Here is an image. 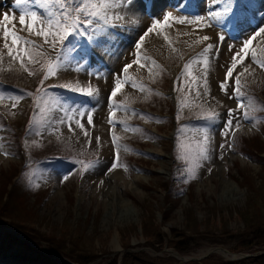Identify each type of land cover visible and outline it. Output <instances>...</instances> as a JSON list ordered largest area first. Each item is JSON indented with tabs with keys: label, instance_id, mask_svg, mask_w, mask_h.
Masks as SVG:
<instances>
[{
	"label": "rangeland",
	"instance_id": "obj_1",
	"mask_svg": "<svg viewBox=\"0 0 264 264\" xmlns=\"http://www.w3.org/2000/svg\"><path fill=\"white\" fill-rule=\"evenodd\" d=\"M15 1L0 6V14L12 10L0 21V244L17 238L57 264H237L241 253L264 254V0L149 9L145 14L159 21L174 14L197 18L208 4L218 22L207 20L221 35L197 48L168 38L162 49L143 52L142 38L134 43L133 37L132 48L125 45L111 63L99 56L97 63L85 37L60 41L72 23L71 16L61 23L60 14L72 12L74 0ZM132 1L90 0L104 18L94 27L104 35L111 6ZM194 24L174 20L159 33ZM41 26L47 38L36 34ZM5 31H14L17 43ZM64 65L84 73L64 75ZM50 67L58 68L54 75ZM117 79L123 87L112 98ZM228 119L232 130L225 136Z\"/></svg>",
	"mask_w": 264,
	"mask_h": 264
},
{
	"label": "bare ground",
	"instance_id": "obj_2",
	"mask_svg": "<svg viewBox=\"0 0 264 264\" xmlns=\"http://www.w3.org/2000/svg\"><path fill=\"white\" fill-rule=\"evenodd\" d=\"M193 1V2H192ZM200 1V0H199ZM171 2L172 4H180L183 5L185 3V0H154L152 3V9L154 11H159L163 9V7L166 4H169ZM15 0H0V6L1 7H8L12 6V4H15ZM185 6H198L195 3V0H191L190 3H185ZM148 1L140 0V2H137V0H134L130 3V6L123 5L122 3L119 4H113L108 11L104 26H108L109 28L115 24L116 27H111L109 31H105L104 35L102 34L104 28H101L102 31L98 32L96 35V39L100 40L101 43L98 46L93 45L92 49L96 51L98 55H96V62L98 63L97 58L102 57L106 63L113 62L114 58H118L119 52L122 49H125L127 46V50H130L131 45L127 43L128 39L129 41L132 40V38H135V42L140 38H142V42L139 44L140 48L139 51H154L157 49H162L164 46V43L166 42L168 38H178L182 40L185 44L186 42L191 43L194 45V48H197L201 44H207L210 43L213 39L218 37V34L221 35L220 30L218 28H215L207 19L208 16L212 14L210 12L209 8L206 6H203V10L206 12L205 14L199 16V17H189V16H181L174 14V18L169 17V19H163L160 21V24L153 28V25L157 21V19L152 18L150 19L148 15H146ZM204 5V3H203ZM3 11L0 14V21L5 16H10L11 9H2ZM217 14V13H213ZM215 16V15H214ZM216 17V16H215ZM237 18V17H235ZM191 21L195 23L192 27L189 28H179V30H176L174 33H170V31L159 33L160 28L165 25V23H169L171 21ZM238 20V18H237ZM218 22V21H216ZM152 25V27H149L145 34H142V29L145 25ZM100 27V26H98ZM151 29V30H150ZM202 29H206L207 31H203ZM177 35L173 37L174 35ZM137 36V37H136ZM204 37H209V39H204ZM132 42V43H133ZM3 44H5L4 39H0V54L2 55L3 51ZM126 45V46H125ZM187 45V44H186ZM138 46V45H137ZM191 47V46H190ZM192 48V47H191ZM99 56V57H98ZM61 72L64 73V75H70L75 72L77 76L80 74H83L84 71L82 69H77L76 65L71 66L69 68L67 65L61 67ZM104 74V71L101 72ZM217 251V250H216ZM226 257L233 256L232 253L227 252L225 253Z\"/></svg>",
	"mask_w": 264,
	"mask_h": 264
},
{
	"label": "snow or ice",
	"instance_id": "obj_3",
	"mask_svg": "<svg viewBox=\"0 0 264 264\" xmlns=\"http://www.w3.org/2000/svg\"><path fill=\"white\" fill-rule=\"evenodd\" d=\"M17 2L19 3V0H17ZM74 3L76 5V7L72 10V12H69L66 8L63 12H61V16L63 17V20L61 21V23H64L67 21V19L71 16L72 17V23L70 25H67L65 28H64V35L60 37V41L63 42V41H66L68 40V37L69 36H82V37H85L86 38V43L87 42H92V43H88V47L89 49H91L93 47V45L95 46H98L101 41L98 40V39H95L94 36L88 31L89 29H92V31L94 32H100L102 31L101 28L99 27H94V22H98V21H102L104 18L102 16H100L99 12L95 11L94 9L97 7V5L95 4H92L91 7H89V3H90V0H74ZM226 11L227 12H231L232 11V8L231 6L229 5L227 8H226ZM74 13V15H73ZM81 13H83V19H81ZM171 14H169L170 16ZM5 20L8 19V16H5L4 17ZM38 17L36 15L35 12L32 13V16H31V20H32V28H35L36 27V21H37ZM19 23L22 25V26H27V21H26V18L24 15H21L20 18H19ZM160 24V21L157 20L155 22V24L153 25V28H155L156 26H158ZM117 25L113 24L111 27H116ZM49 27H52L51 24H49ZM59 27V26H57ZM42 28L43 26H41V30L36 32L37 35H45V37L47 38V33H44L42 31ZM151 30V29H150ZM260 32L261 33H264V28L260 29ZM5 37H8L9 35L12 36L13 38V43H17V34L13 31L11 33L5 31L4 33ZM53 35H58V32L53 34ZM204 39H209V37H204ZM251 41L248 42V44H250ZM248 44H245L244 45V57L246 58L247 56V50H248ZM209 48L212 47V45H209L208 46ZM80 48L79 46H77V49L76 51L79 52ZM25 52H27V49H25ZM90 55V52L89 53H83L82 54V59L84 62L87 61L88 57ZM235 57H241V53H236L235 54ZM31 58V57H29ZM58 60V63L60 61V58L58 57L57 58ZM242 62V61H241ZM131 65H127L125 66L124 68V72L127 71V68L130 67ZM237 67V64L236 63H233L231 68L228 69V71L226 72V79L224 81L221 82V89L223 91H227L228 88H227V84H228V81L231 80L233 78V72L235 70V68ZM262 67H264V65H262ZM188 68V65H185V69ZM58 70L57 67H50L49 68V72L54 75L55 72ZM127 82V81H126ZM235 85H236V88L234 89L235 92L239 93V84H240V80L239 78H235ZM123 83L120 79H117L116 81V85H115V89L111 92V97L112 98H115L117 96V93L121 90V88L123 87ZM136 85L133 84V87H135ZM73 91H77V92H80L81 94H85V95H88V96H92L94 95V92L92 89H88L86 92L83 90V89H80V88H75V89H71ZM240 108L243 107V105H239ZM232 112L233 110H229L228 111V115L231 116L232 115ZM81 115H83L81 113ZM114 115V113H113ZM206 119H214L215 116L212 115V116H209V117H205ZM87 120H88V123L91 124L92 123V117L91 115H89L87 117ZM226 125H227V130L224 132V135L227 136L229 134V132L232 130V124H233V121L232 119H228L225 121ZM77 124L78 126L83 129L84 125H83V122L82 121H77ZM69 128L71 129V123H69ZM221 148L223 147V145L220 146ZM205 159H208V155L205 154ZM222 158V157H221ZM63 179H67V177L65 176Z\"/></svg>",
	"mask_w": 264,
	"mask_h": 264
},
{
	"label": "trees",
	"instance_id": "obj_4",
	"mask_svg": "<svg viewBox=\"0 0 264 264\" xmlns=\"http://www.w3.org/2000/svg\"><path fill=\"white\" fill-rule=\"evenodd\" d=\"M160 111H162V110H160ZM163 112H165V111H162L161 113H163ZM23 189L25 190V186H23ZM8 237H9V235H8ZM171 243L173 244L172 247L175 250L179 251L180 253L184 252V250L182 248H180L179 242H175V240H174L173 242L171 241ZM60 245H61L60 246L61 249H64L63 244H60ZM259 247L262 248V247H264V245H261ZM7 248L8 249H12V248L16 249L18 251V254L11 256V254L7 253L8 252ZM26 254H28V255H26ZM260 260H264V254H262L260 257H257V259L250 257L249 259H247L245 261L240 260L241 262H238V263H243V262L246 263L249 261L252 263H255V262H259ZM26 262H28V264H37V262L38 263L40 262L42 264H57L56 262L49 260V258H47V255H45V254L44 255L41 253L35 254L33 249L22 244L20 242V240L17 238H14V239L9 238L6 241H4L3 245L0 244V264H25ZM263 263H264V261H263Z\"/></svg>",
	"mask_w": 264,
	"mask_h": 264
},
{
	"label": "water",
	"instance_id": "obj_5",
	"mask_svg": "<svg viewBox=\"0 0 264 264\" xmlns=\"http://www.w3.org/2000/svg\"><path fill=\"white\" fill-rule=\"evenodd\" d=\"M223 251L226 252V250H224V249H223ZM174 253H175L176 256H179L177 252H174ZM180 258H181L183 261L186 260V257H180ZM192 259H193V258H191V260H192Z\"/></svg>",
	"mask_w": 264,
	"mask_h": 264
}]
</instances>
